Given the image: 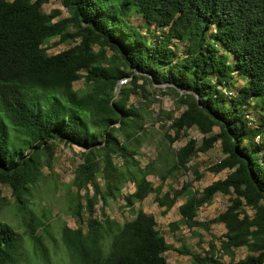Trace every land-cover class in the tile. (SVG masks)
<instances>
[{
    "label": "trees",
    "instance_id": "obj_1",
    "mask_svg": "<svg viewBox=\"0 0 264 264\" xmlns=\"http://www.w3.org/2000/svg\"><path fill=\"white\" fill-rule=\"evenodd\" d=\"M47 1L0 0V183L13 196L11 203L0 189V208L10 204L18 216L16 226L0 217V264H21L23 249L48 259L47 211L37 214L30 199L53 172L57 142L83 148L66 184L77 226L62 225L72 264H170V249L189 254L188 264H264V140H256L264 136V0H59L67 15L48 12ZM60 43L69 47L49 52ZM147 82L168 83L184 109L161 110L171 123L143 165L136 156L158 128L130 99ZM192 127L202 142L189 137L173 149ZM218 141L222 156L208 171L227 169L224 178L202 191L192 181L163 190L184 171L202 178L190 163ZM129 181L134 190L124 193ZM218 193L229 196L226 208L199 219ZM150 194L164 213L185 198L173 231L223 223L219 245L197 251L169 242L155 215L137 207ZM119 197L133 215L122 223L104 210Z\"/></svg>",
    "mask_w": 264,
    "mask_h": 264
},
{
    "label": "rangeland",
    "instance_id": "obj_2",
    "mask_svg": "<svg viewBox=\"0 0 264 264\" xmlns=\"http://www.w3.org/2000/svg\"><path fill=\"white\" fill-rule=\"evenodd\" d=\"M44 8L51 12L55 8H61L63 14L67 15L66 8L59 0H48ZM61 16L57 17L60 18ZM133 21L136 24H140L141 18L135 17ZM55 41L52 40L50 44ZM69 47L68 44L60 43L57 45H51L49 52L57 53L65 48ZM132 82V76L125 77L120 80V89L122 85H130ZM144 79H139L138 83L142 84ZM75 88H84V80L79 79L74 83ZM168 83H145L146 92H142L139 89V94H132L131 101L137 102L139 105L146 107L152 112L154 118H149L148 124L158 128L154 131V143H148L141 147L140 153L136 156L143 165L149 162V160L156 158L157 156V140H159L163 133L167 130L171 121L165 114L161 112L162 109L174 110L175 115H179L184 107L178 105V98L168 87ZM119 89V91H120ZM118 91V93H119ZM117 93V94H118ZM147 97H146V96ZM214 131H218V127H214ZM189 137H194L199 143L202 142V134L196 128L192 127L189 130V135L182 139L175 141L172 144V148L176 149L180 145L184 144ZM259 140H264V136L259 137ZM83 148L76 145L65 144L64 142H57L55 144L54 159H53V172L46 169L48 174L47 178L35 187H33V193L36 197H32L30 200L34 203L33 210L37 214H41L43 210L47 211V218L45 219L48 227L47 234L44 239V246L48 252V259H45L41 252L23 249V262L21 264H72L69 253L62 239V225L67 223L69 226L76 227L77 221L72 215L70 210V198L67 192L66 184L71 182L77 165L82 161L81 151ZM222 156L220 142H216L215 145L207 152H200L190 164L197 167L200 172L203 173V177L196 178V174L192 171L182 172L176 180L169 178L165 185L164 191L170 187H180L185 181L193 182V189L202 191L203 188L213 182L214 180L224 178L229 170H222L220 172L208 171V166L219 160ZM119 161V158L116 159ZM155 184L160 182V179L155 175L148 176ZM134 184L128 182L123 188V192H129L134 190ZM0 189L2 195L6 196L8 200L13 203V196L11 188L8 185L0 183ZM76 190V187H72ZM185 201V198L181 197L174 204V206L167 211L163 212L164 207H161L155 199V194L148 195L141 204L137 203L138 208H142L147 213H152L157 219V227L161 229L167 240L173 243L176 247L182 244L190 246L192 250L202 251V248H209V242L214 240L218 245L220 238L225 232V226L223 223H214L207 230L202 227L195 226L189 228L186 224H181L179 228L174 231L170 228V222L178 220L181 215L179 212V206ZM229 203V196L221 193L216 194L210 203H206L200 207L198 212V218L201 220L210 219L216 216L219 212L224 210ZM102 203L95 206L94 216L100 218L103 216L101 209ZM12 205H4L0 208V217L6 221L11 222L13 226L17 225V214L12 209ZM104 210L112 218L117 219L121 223L127 219H132L133 215L130 214L124 207V199L119 197L112 200L109 206H105ZM252 213V211L250 210ZM18 227V226H17ZM200 244V245H198ZM247 250L243 248L237 249L236 259L242 258L246 255ZM168 262L170 264H188L190 262V255L179 253L174 249H170L166 252ZM224 260L228 261L229 257L224 256Z\"/></svg>",
    "mask_w": 264,
    "mask_h": 264
},
{
    "label": "water",
    "instance_id": "obj_3",
    "mask_svg": "<svg viewBox=\"0 0 264 264\" xmlns=\"http://www.w3.org/2000/svg\"><path fill=\"white\" fill-rule=\"evenodd\" d=\"M119 89H120V84H117L116 89H115L116 94L118 93Z\"/></svg>",
    "mask_w": 264,
    "mask_h": 264
},
{
    "label": "built area",
    "instance_id": "obj_4",
    "mask_svg": "<svg viewBox=\"0 0 264 264\" xmlns=\"http://www.w3.org/2000/svg\"><path fill=\"white\" fill-rule=\"evenodd\" d=\"M256 140H259V135L257 136Z\"/></svg>",
    "mask_w": 264,
    "mask_h": 264
}]
</instances>
